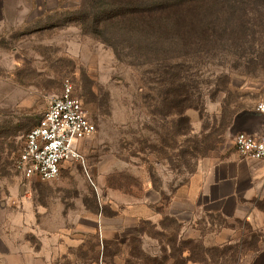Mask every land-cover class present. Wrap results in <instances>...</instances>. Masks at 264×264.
I'll return each mask as SVG.
<instances>
[{"label":"rangeland","instance_id":"obj_1","mask_svg":"<svg viewBox=\"0 0 264 264\" xmlns=\"http://www.w3.org/2000/svg\"><path fill=\"white\" fill-rule=\"evenodd\" d=\"M230 1L223 38L183 41L104 30L91 0H0V264H264L250 222L187 207L179 240L164 216L178 176L229 138L242 95L264 82V0ZM65 79L96 132L57 179H26L15 160ZM233 228L242 240L213 245Z\"/></svg>","mask_w":264,"mask_h":264},{"label":"crops","instance_id":"obj_2","mask_svg":"<svg viewBox=\"0 0 264 264\" xmlns=\"http://www.w3.org/2000/svg\"><path fill=\"white\" fill-rule=\"evenodd\" d=\"M237 88L243 94L247 92L244 85ZM261 98H264L263 81L254 89L253 95H242L241 105L235 107L230 115L229 138L213 148L206 156L199 158L187 180L182 179L179 183L178 176L169 206L167 204L163 206L166 210L164 216L173 218L181 227L178 230L179 240L192 236V232H188L189 228L186 227L187 223L195 220L194 215L188 218L180 215V212L188 207L192 214L202 213L207 217L220 216L252 223L256 227L254 229L257 234L256 248L252 252H264V232L259 229L264 227V161L241 155L234 145L236 133H255L261 130L264 117L256 110V104ZM194 128L196 132L198 128L196 126ZM149 192L150 188H147V200L153 204L157 203L158 199L151 198ZM151 216L156 219L157 213L152 210ZM224 235L225 238L213 245H232L245 236L243 231L241 234L237 233L235 228ZM163 264L212 263L187 258L180 262L169 260Z\"/></svg>","mask_w":264,"mask_h":264},{"label":"built area","instance_id":"obj_3","mask_svg":"<svg viewBox=\"0 0 264 264\" xmlns=\"http://www.w3.org/2000/svg\"><path fill=\"white\" fill-rule=\"evenodd\" d=\"M256 110L264 115V98L257 102ZM95 132L96 125L75 95L72 81L65 79L61 93L49 100L38 124L27 133L14 167L26 179L53 181L65 163L82 161L80 146ZM234 145L241 155L264 161V125L260 136L238 132Z\"/></svg>","mask_w":264,"mask_h":264},{"label":"trees","instance_id":"obj_4","mask_svg":"<svg viewBox=\"0 0 264 264\" xmlns=\"http://www.w3.org/2000/svg\"><path fill=\"white\" fill-rule=\"evenodd\" d=\"M89 7L87 17L104 30L116 25L144 39L185 41L223 38L224 14L232 5L228 0H91Z\"/></svg>","mask_w":264,"mask_h":264},{"label":"water","instance_id":"obj_5","mask_svg":"<svg viewBox=\"0 0 264 264\" xmlns=\"http://www.w3.org/2000/svg\"><path fill=\"white\" fill-rule=\"evenodd\" d=\"M260 113V112H259ZM261 114V113H260ZM263 117H264V115L263 114H261ZM264 125V124H263ZM263 125H262V128H261V130L260 131H258V132H255V133H251V132H247V133H251V134H255V135H257V136H260L261 134H262V131H263ZM237 134V133H236ZM235 134V135H236ZM235 135H234V138H235Z\"/></svg>","mask_w":264,"mask_h":264}]
</instances>
